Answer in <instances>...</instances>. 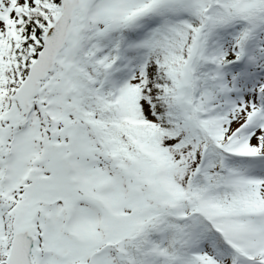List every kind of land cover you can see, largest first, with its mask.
<instances>
[{
  "label": "snow or ice",
  "instance_id": "obj_1",
  "mask_svg": "<svg viewBox=\"0 0 264 264\" xmlns=\"http://www.w3.org/2000/svg\"><path fill=\"white\" fill-rule=\"evenodd\" d=\"M0 264H264V0H0Z\"/></svg>",
  "mask_w": 264,
  "mask_h": 264
}]
</instances>
